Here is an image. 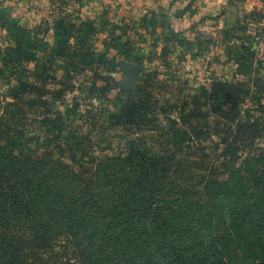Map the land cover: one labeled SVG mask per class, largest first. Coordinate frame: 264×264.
I'll return each mask as SVG.
<instances>
[{
    "label": "rangeland",
    "instance_id": "374dc122",
    "mask_svg": "<svg viewBox=\"0 0 264 264\" xmlns=\"http://www.w3.org/2000/svg\"><path fill=\"white\" fill-rule=\"evenodd\" d=\"M198 2L239 22L196 36L175 0H0V132L84 180L132 154L165 179L246 177L264 198V0ZM51 255L76 254L58 240Z\"/></svg>",
    "mask_w": 264,
    "mask_h": 264
},
{
    "label": "trees",
    "instance_id": "16d2710c",
    "mask_svg": "<svg viewBox=\"0 0 264 264\" xmlns=\"http://www.w3.org/2000/svg\"><path fill=\"white\" fill-rule=\"evenodd\" d=\"M0 133V264H59L44 257L58 240L76 254L64 264H264V198L246 177L170 180L128 154L84 180Z\"/></svg>",
    "mask_w": 264,
    "mask_h": 264
},
{
    "label": "crops",
    "instance_id": "0c3cea01",
    "mask_svg": "<svg viewBox=\"0 0 264 264\" xmlns=\"http://www.w3.org/2000/svg\"><path fill=\"white\" fill-rule=\"evenodd\" d=\"M173 7L174 9L176 8L178 10H175L177 14L175 13L172 20H174L177 23L178 22L185 23L186 28L188 26L190 27L189 32L191 34H196V36L198 35L200 29L209 30V27L215 24H217V26H221L222 28L223 26L224 27H227L229 25L232 26L234 24L233 22L237 24L240 19V16H238L237 18L236 15L233 14L235 8L232 5L228 6V11L222 16L220 20L210 19L211 14L208 13L209 5L207 4L205 7L200 9V4L198 0H195V1L175 0ZM215 16H218V15H215ZM233 19L236 21H234ZM212 21H215V22H212Z\"/></svg>",
    "mask_w": 264,
    "mask_h": 264
},
{
    "label": "water",
    "instance_id": "95a60500",
    "mask_svg": "<svg viewBox=\"0 0 264 264\" xmlns=\"http://www.w3.org/2000/svg\"><path fill=\"white\" fill-rule=\"evenodd\" d=\"M125 70L127 75V80L125 84L129 85L133 89V94L137 92L136 77L133 74V65L132 63L125 64Z\"/></svg>",
    "mask_w": 264,
    "mask_h": 264
}]
</instances>
